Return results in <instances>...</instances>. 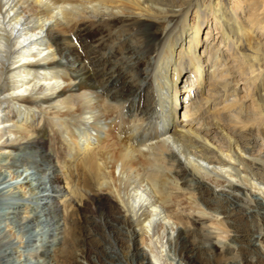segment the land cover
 <instances>
[{"label":"bare ground","instance_id":"obj_1","mask_svg":"<svg viewBox=\"0 0 264 264\" xmlns=\"http://www.w3.org/2000/svg\"><path fill=\"white\" fill-rule=\"evenodd\" d=\"M117 16L150 27L146 48L137 38L135 46L117 41L130 51L133 80L110 58L109 74L87 58L72 70L62 48L69 23ZM210 20L221 46L199 40ZM231 60L245 74L244 93ZM263 71L264 0H0V264H46L62 244L60 210L72 190L62 180L67 165L41 136L46 118L85 186L116 200L117 210L101 207L99 218L128 238L132 262L198 264L189 225L177 218L215 219L200 233L222 247L231 205L245 204L264 223Z\"/></svg>","mask_w":264,"mask_h":264},{"label":"rangeland","instance_id":"obj_2","mask_svg":"<svg viewBox=\"0 0 264 264\" xmlns=\"http://www.w3.org/2000/svg\"><path fill=\"white\" fill-rule=\"evenodd\" d=\"M230 1L236 4L239 2V0ZM240 10L243 15L242 8ZM192 16L193 11L188 16L189 22L193 21ZM120 29L122 32H120ZM149 29L150 27L144 21H138L134 17L128 16H117L106 23L98 22L95 19L86 21L75 18L64 31V34L68 36L63 40L65 42L62 45L65 52L63 60H67L66 62H68L72 70H75L77 65L80 66L85 63V58L89 60L96 59L97 62L103 63L104 72L109 74L111 73L108 68L109 64L105 60H109L110 58L118 64L119 69L121 67V70H123L121 74L122 79L132 81L131 74L135 70L131 69L133 65H130L131 56L128 54L130 51L128 53L125 52L127 50H124L120 43L117 44V41L119 39H127L126 47L129 44V46H135V40L137 38V41H140V44H143L144 48H146L147 40L144 34ZM207 36H209L208 40ZM199 40L203 44V47L204 45H208V47L211 45L215 47L222 45L220 34L213 20L202 25ZM114 45L115 47L112 53H110L111 57H106L109 46ZM157 45V43L152 42L149 46H151V49H156ZM222 49L224 50V48ZM150 54L152 52L148 50L145 58L138 63L139 68L136 74L139 77L145 74V59L148 57L152 58L153 55L151 56ZM59 55L62 56L61 54ZM203 57L205 60H208V52ZM230 64L233 65L232 69H235L236 78L239 79L237 89L240 93L246 92L249 85L244 81L245 74L238 70L233 60L230 61ZM118 67H116V70ZM189 73H185L182 77L184 86H187ZM76 100L75 102L77 103ZM186 100L188 99L185 98L180 105L181 111L184 109L183 104ZM46 105L48 104L44 103L43 107ZM49 120V118H46L43 121L44 128L41 136L47 142L49 152L52 153L53 157L57 155L56 158L59 160V164L67 165V177L64 175L65 178L63 177L62 180L68 183L69 189L72 190V195L70 199L65 200L61 205V219L64 220L62 224V244L58 249L53 248L49 250L46 264H145L139 258H136L134 260L135 262L129 260L127 256L130 245L128 238L125 235L118 238V235L113 232L111 227L102 223L105 221V218H99L100 208L102 207L106 211L109 209L115 211L118 207L116 200L107 195V197H103V201H100V194L95 189L85 186L78 160H66L65 156L67 157L69 150L63 144L62 136L57 130V127H52L53 132H49L50 127L53 126ZM74 120V124L77 125V119ZM74 120H71V122ZM46 132L52 135L51 138L53 140L50 141V145V138H47V135H45ZM230 210L234 211L235 214L233 218H223L224 221L226 220V227L230 228L229 232L226 233L228 240L223 247L214 244L213 237L203 238L201 234L204 228L208 227L210 222L215 221V219L177 218L181 223L189 225L186 238L190 247L196 253L198 264H221L222 261L227 264V262L230 263L232 260H238L239 264H264V257L254 262L247 260L255 252L258 256L261 253L264 254V250L260 246L259 237H255L256 234L261 232L263 235L262 238H264V223L258 218L255 219L247 216L246 213L248 210L245 204L241 203L238 206L231 205ZM232 238L237 240L238 244L232 242ZM255 247L257 249L259 248L261 252L252 249ZM5 248V245L1 243L0 251H4ZM40 259L44 260L45 258L43 259L41 257Z\"/></svg>","mask_w":264,"mask_h":264}]
</instances>
